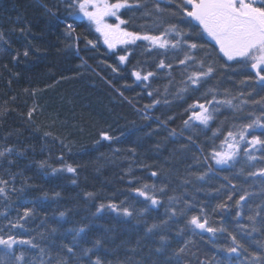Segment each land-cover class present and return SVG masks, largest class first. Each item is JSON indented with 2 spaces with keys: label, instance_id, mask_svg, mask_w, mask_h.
Returning <instances> with one entry per match:
<instances>
[{
  "label": "trees",
  "instance_id": "1",
  "mask_svg": "<svg viewBox=\"0 0 264 264\" xmlns=\"http://www.w3.org/2000/svg\"><path fill=\"white\" fill-rule=\"evenodd\" d=\"M142 2L152 7L151 0ZM73 11L65 0H0V108L8 109L0 115V147L14 148L6 159L0 158V176L9 179V187L16 189L9 193L10 201L0 199V212L7 217L0 215V229L7 232L8 221L15 222L29 208L34 214L27 222L21 221L23 229H13V233L25 239L35 237L53 252L61 243H69L74 235L69 229L87 226L80 237L81 246L91 248L99 239L101 244L89 255L92 261L99 257L102 264H177L173 253L182 247L185 252L179 256V264H241L247 254L237 259L222 250L231 242L227 233H218L211 239V234H201L187 224L192 216H201L203 209L212 226L227 228L249 253L258 252L256 242L264 241L260 217L256 223L260 231L251 235L240 232L238 225L251 228L246 219L251 213L245 208L237 220L235 201L246 190L252 193L251 207L259 205L258 210H264L262 178L247 175L248 171L264 167V160L259 159L264 152H254L257 168L246 163L243 156L234 168L203 161L213 143L218 145L223 139L219 134V138L213 137L214 130L220 128L226 133L232 124L249 122L253 117L248 113L260 115L264 110L251 103L264 97V87L257 82L254 70L229 62L230 67L218 69L213 78L178 95L180 81L186 79L182 75L184 66L178 64L184 51L169 50L161 55L163 50H146L144 41L110 50L94 25L71 15ZM120 18L126 21L122 27L129 32L152 34L158 23L144 15L143 8L121 9ZM165 20L190 33L192 42L214 44L206 35L198 38L196 31L179 17L165 16ZM69 24L70 34L66 32ZM87 40L96 47L87 45ZM118 55H127L128 59L120 63ZM194 55L203 53L197 51ZM161 59L172 63L173 68L157 70ZM224 62L222 58L218 61ZM113 67L118 70L113 72ZM133 71L157 74L141 82L132 75ZM209 89H215L216 99L224 98L225 89L234 96L244 93L240 99L249 103L242 113L221 106L208 127L194 121L185 127L184 121L193 111H199L189 106L212 99ZM149 92L153 95L149 96ZM156 99L161 103L145 108ZM173 129L175 136L169 135ZM105 134L112 139H103ZM253 134L264 139V129L258 128ZM194 157L201 159L198 162ZM42 161L46 162L44 168L40 167ZM210 164L212 171H208ZM67 165L75 168V173L52 172L53 168ZM154 171L157 176L151 175ZM206 171L203 180L190 175ZM144 184L164 188V192L143 189L160 200V205L152 206L134 191ZM233 184L237 186L235 190L231 189ZM86 193L94 195L89 198ZM229 195L231 200L227 199ZM169 197L175 200L170 202ZM121 202L133 211L132 217L117 215L107 208L97 212L102 203ZM224 202L229 204L228 210L217 208ZM145 208L147 211H143ZM170 208L176 215L167 211ZM153 224L160 227L147 232ZM52 227L58 229L54 234L50 233ZM40 233L47 238L41 240ZM160 236L167 238V245L164 251L157 252ZM26 248L19 246L17 251ZM36 254L37 250H29L26 258ZM82 259L83 264H88V257Z\"/></svg>",
  "mask_w": 264,
  "mask_h": 264
},
{
  "label": "snow or ice",
  "instance_id": "2",
  "mask_svg": "<svg viewBox=\"0 0 264 264\" xmlns=\"http://www.w3.org/2000/svg\"><path fill=\"white\" fill-rule=\"evenodd\" d=\"M65 3L68 9L74 10L70 13L71 15L86 17L91 24L95 25V31L100 33L103 37V43L109 49L116 48L117 44L134 45L137 41H144L147 42L146 50H163L161 55L166 54L169 50L184 51V56L178 59V64L184 66L182 75L186 76V79L180 81L182 87L178 88V95L189 91L193 86L198 87L202 82L213 78L218 69L230 67L231 63L229 62L253 69L257 82L264 87V0H151L152 7H149L142 0H135V3H129V0H114V2L112 0H65ZM162 3L164 7H161ZM133 8H143L144 15L153 17L154 21L158 22L154 33L129 32L121 27V25L126 23V21L120 18L121 9L131 10ZM48 11L51 12L50 9ZM165 16L171 18L179 17L182 23H187L191 29L196 31L198 38L206 35L214 44L192 42L190 33L179 28L177 24L166 21ZM106 17H115L119 23H106ZM165 23L167 24L166 27L164 26ZM69 30H72L71 24L66 27L68 34H70ZM2 39L3 34H0V40ZM76 39H79V37ZM87 45L93 48L96 47V44L92 40H87ZM197 51L202 52L203 55L199 57L194 55ZM23 54L27 56L28 52L25 51ZM221 58L225 61L223 64L218 63ZM127 59V55H118L120 63H124ZM156 68L157 70H171L173 65L172 63H165V60L161 59ZM117 70L115 67L112 68L113 72ZM156 74L154 71L132 72L136 80L141 82L149 81ZM168 74L171 75V72L169 71ZM241 83H244V81ZM147 86L146 84L145 87ZM208 91L213 96L211 100L206 101V104L212 107H207L205 103L190 105L189 109L198 108L199 111H193L188 119L184 121L185 127L190 126V121H198L199 124L208 127L221 106L231 108L234 113H242L244 105L249 103L247 99H240V97L245 95L244 93L234 96L229 90L225 89L224 98L216 99L215 89H209ZM165 92H167V87L165 88ZM148 95L152 96L153 92H149ZM247 95L250 97L252 94L248 93ZM233 101L238 102L234 103ZM163 102L165 104L168 103L167 100ZM160 103L161 100L156 99L151 105H145V108L155 107ZM251 103L261 105L262 109H264V97H261L259 100L253 99ZM7 111V108H0V115H4ZM31 115L32 111H29V118H31ZM248 115L253 117L249 122L232 124L226 133L222 132L220 128L213 131V137L219 138V134L223 135V139L218 145L213 143L208 154L203 156L204 162L211 160L215 165L234 168L237 161L243 156L246 158V163H249L252 168H257L254 162L258 157L254 152H264V139L253 133L258 128L264 129V110L261 111L260 115H255L254 112H250ZM145 119H148V117L145 116ZM161 123L164 122L161 121ZM45 135H48V133H45ZM169 135L175 136V130L173 129ZM102 138L105 140L112 139L106 134ZM188 139L191 141L192 137L189 136ZM13 152V147H0V158L6 159ZM200 152L203 153L204 149L201 148ZM194 158L198 162L201 159L200 157ZM259 159L264 160V156L259 157ZM8 162L12 163V161ZM45 166L46 162L42 161L40 167L44 168ZM65 170L69 173H75L76 171L75 168L67 165L62 169L53 168L52 172L57 173ZM212 170L213 168L210 164L208 171ZM240 173L244 174V168L240 169ZM151 175L157 176L158 173L154 171ZM190 175L203 180L207 176V171L199 175L196 173H190ZM247 175L262 178L261 184L264 186V167H259L256 171H248ZM14 179L15 177L12 175V180ZM224 179L228 180L229 184H231L227 176ZM187 182L189 181L185 180V183ZM10 183L9 179L0 176V199L11 200L9 193L15 192L16 189L9 187ZM221 187H225V185H221ZM236 187L234 184L231 185L232 190H235ZM150 188L154 191L164 192L163 187L156 189L155 185L149 186L147 184H144L142 188L134 189V191L139 196L144 197L146 201H150L152 206L160 205V200L154 195H149L148 191L143 190ZM262 191H264V187H262ZM56 195L59 194L57 193ZM85 195L91 198L94 194L86 193ZM251 196L252 193L245 190L239 196V199L235 201V218L237 220L243 215L245 208L251 213L246 216V219L251 224L250 229L248 225H238L239 231L247 235L264 229V210H258L260 209L259 205L256 208L251 207ZM227 199L231 200L232 195H229ZM173 200H175V197H169L170 202ZM229 207L227 202L217 205V208L221 210H228ZM106 208L116 212L117 215L125 217H132L134 215L133 211H130L128 207H123V202L120 205L115 203L106 205L102 203L98 206L97 212L99 213ZM143 211H147V208ZM167 211H170L172 215H176L175 209L170 208ZM183 211L182 209L181 214H183ZM33 214V209L25 208L23 214L18 215L15 222L12 220L8 221L7 232L4 229H0V264H83L82 258L84 257H88V264H102L99 257L95 261H92L89 255L90 253L94 254V248L101 244L99 239L95 240L91 248L81 246L80 237L82 233H85L87 226L69 229V232H74L71 240L69 243L58 245V250L55 252L50 248L41 246L35 237L25 239L19 234H14L12 230L17 228L23 229L24 224L21 221L27 222V219ZM0 215H5V218H7L5 213L0 212ZM60 216L64 217L65 213L61 212ZM257 217H260L259 223L261 229L256 227ZM162 223L167 222L164 221ZM187 224L192 226L193 229H199L201 234H211V239H215L218 233H227L231 242L222 250L227 252L229 257L235 256L237 259L247 254L246 259L241 264H264V241L256 242L259 247L258 252L249 253L248 248L238 239L237 235L229 232L223 226H212L203 209H201V216H192L187 221ZM159 227L160 225L153 224L147 228V232L152 233L154 229ZM57 231L58 229L55 227L50 229V233L53 234ZM39 237L41 240L47 238L44 233H40ZM159 239L161 247L157 248L156 251L162 252L167 245V238L160 236ZM19 246H27V248L18 253L17 249ZM29 250H37V254L26 258V253ZM184 252L185 248L182 247L178 252L173 253L177 257V264H179L180 254ZM201 264H207V262L202 261ZM215 264H221V262L217 261Z\"/></svg>",
  "mask_w": 264,
  "mask_h": 264
},
{
  "label": "rangeland",
  "instance_id": "3",
  "mask_svg": "<svg viewBox=\"0 0 264 264\" xmlns=\"http://www.w3.org/2000/svg\"><path fill=\"white\" fill-rule=\"evenodd\" d=\"M80 18H84V19H87L86 17H80ZM113 21V22H112ZM105 22L106 23H119V21H117L116 19H115V17H106L105 18ZM94 25V24H93ZM94 27H95V25H94ZM121 27H122V25H121ZM123 28V27H122ZM100 34V33H99ZM101 36V35H100ZM101 38H102V41H103V37L101 36ZM210 39V38H209ZM106 47H107V45L106 44H104ZM119 45H121V44H117L116 45V47H118ZM108 48V47H107ZM109 49V48H108ZM115 49V48H114ZM114 49H110V50H114ZM255 72V71H254ZM194 122H198V121H194Z\"/></svg>",
  "mask_w": 264,
  "mask_h": 264
}]
</instances>
